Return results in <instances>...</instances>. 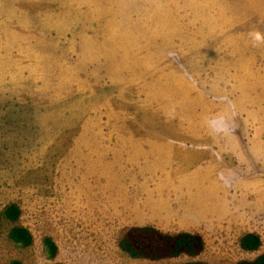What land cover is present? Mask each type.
<instances>
[{"label": "rangeland", "instance_id": "obj_1", "mask_svg": "<svg viewBox=\"0 0 264 264\" xmlns=\"http://www.w3.org/2000/svg\"><path fill=\"white\" fill-rule=\"evenodd\" d=\"M159 192L170 231L202 235L198 255L119 247L130 227L156 228ZM11 202L21 216L2 223L0 264L264 251V0H0V210ZM15 224L29 246L8 237ZM249 232L258 250L240 247Z\"/></svg>", "mask_w": 264, "mask_h": 264}, {"label": "trees", "instance_id": "obj_2", "mask_svg": "<svg viewBox=\"0 0 264 264\" xmlns=\"http://www.w3.org/2000/svg\"><path fill=\"white\" fill-rule=\"evenodd\" d=\"M21 216V209L15 202L7 204L0 210V231L2 223H16ZM8 237L20 246H29L33 241L30 230L23 225H13L8 231ZM43 244L50 258L57 254V245L48 236L43 238ZM239 245L243 250L255 251L261 246L258 234L249 232L240 237ZM119 247L132 258L162 259L177 257L181 254L196 256L204 249V240L196 232L180 231L168 233L153 226H133L127 230L126 235L120 240ZM10 264H21L12 260ZM40 264H66L64 262H44ZM180 264H211L204 261H186ZM230 264H264V251L252 259H241Z\"/></svg>", "mask_w": 264, "mask_h": 264}, {"label": "crops", "instance_id": "obj_3", "mask_svg": "<svg viewBox=\"0 0 264 264\" xmlns=\"http://www.w3.org/2000/svg\"><path fill=\"white\" fill-rule=\"evenodd\" d=\"M145 191L148 192L147 189H146ZM160 193H163V192H159L158 195L153 196V197L155 198V199L153 200L154 203H156V204L160 207V214H158V217H157V218L151 220V224L153 223V224L156 226V228L158 227V229H160V230H162V231L170 232V233H176V232H178V231H170V227H171V228H175V227H176V224L174 223L173 218H172L171 215L169 214L168 209H163V208H162V205H163V203H164V201H163L162 199H163V196H164L163 194H165V193H163L162 195H161ZM141 195H144V193L142 192L140 195H136V199H137V201H139L140 203H145V202H147L148 199L150 198V197H146V198H145V195H144V197L141 196ZM146 195H147V194H146ZM140 196H141V197H140ZM180 197L184 199V204H185L187 207H188L189 205H191L192 201H190V200H186L185 196H182V195H181ZM187 204H188V205H187ZM181 208H182L183 210L186 209V207H183V206H181ZM164 212H165V215L168 217L167 219L164 218V217H162ZM174 212H176V211H174ZM184 212H185V211H184ZM143 225H146V223L143 224ZM143 225H142V224H136V226H143ZM183 231H186V230H183ZM196 233H198V232H196ZM199 234H200V233H199Z\"/></svg>", "mask_w": 264, "mask_h": 264}, {"label": "clouds", "instance_id": "obj_4", "mask_svg": "<svg viewBox=\"0 0 264 264\" xmlns=\"http://www.w3.org/2000/svg\"><path fill=\"white\" fill-rule=\"evenodd\" d=\"M257 37H259V33L255 34ZM212 127L216 132H226L228 131V123L225 117H220L217 120H214L211 122Z\"/></svg>", "mask_w": 264, "mask_h": 264}]
</instances>
